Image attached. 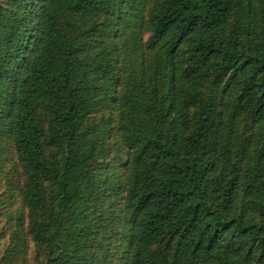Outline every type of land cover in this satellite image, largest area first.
<instances>
[{
	"label": "trees",
	"instance_id": "16d2710c",
	"mask_svg": "<svg viewBox=\"0 0 264 264\" xmlns=\"http://www.w3.org/2000/svg\"><path fill=\"white\" fill-rule=\"evenodd\" d=\"M3 142L0 264H264V0H0Z\"/></svg>",
	"mask_w": 264,
	"mask_h": 264
},
{
	"label": "rangeland",
	"instance_id": "374dc122",
	"mask_svg": "<svg viewBox=\"0 0 264 264\" xmlns=\"http://www.w3.org/2000/svg\"><path fill=\"white\" fill-rule=\"evenodd\" d=\"M0 145H2L0 146V194H1V192L3 191L5 192L6 189L11 186L12 182L15 181L17 175L14 172H12V163L14 162V157L12 156L9 147L5 142H3ZM13 192L16 191L13 189Z\"/></svg>",
	"mask_w": 264,
	"mask_h": 264
}]
</instances>
